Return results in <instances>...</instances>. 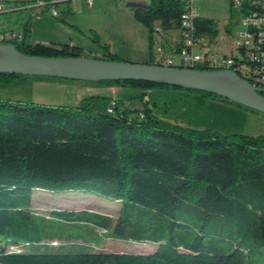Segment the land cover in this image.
<instances>
[{
    "label": "trees",
    "instance_id": "1",
    "mask_svg": "<svg viewBox=\"0 0 264 264\" xmlns=\"http://www.w3.org/2000/svg\"><path fill=\"white\" fill-rule=\"evenodd\" d=\"M241 1L239 25L249 12L248 0ZM148 5L133 10L151 32V47L158 27L160 35L182 32V0ZM32 23L30 16L22 37L8 41L20 53L122 60L95 33L101 56L68 43H35ZM194 24L196 35L210 43L220 33L212 18L198 16ZM181 45L182 38L176 49ZM25 77L4 73L0 83ZM95 82L185 90L144 81ZM100 98L79 106L0 100V240L6 242L0 264H264V135H223L169 123L154 114L147 94L129 99H139L140 108L118 111L117 101L116 113L95 112L91 105ZM37 190L98 195L118 208L115 215L88 209L39 212L33 206ZM107 240L156 248L108 250ZM74 245L86 249L71 251Z\"/></svg>",
    "mask_w": 264,
    "mask_h": 264
},
{
    "label": "rangeland",
    "instance_id": "2",
    "mask_svg": "<svg viewBox=\"0 0 264 264\" xmlns=\"http://www.w3.org/2000/svg\"><path fill=\"white\" fill-rule=\"evenodd\" d=\"M144 1L148 3L150 0ZM128 2V0H124L125 9H127L125 11L134 15L133 8L127 6ZM0 4L9 5L11 3L10 0H0ZM118 5L119 0H95L93 6H89L85 0H82L78 1L77 5L75 4V7L73 6L71 9H67L64 4H59L56 8L60 13V17H53L51 9H48L39 22H35L34 20L36 19L35 17L33 18L31 37L36 35L45 38V36L61 35V29L66 24L69 28L65 27V30H72L70 35L65 34L68 39L70 36L73 42L84 48L90 56H101V53L97 51L102 48L94 40V33L99 36L101 44H108L109 36L115 35V29L126 27V24H128L129 17L120 10ZM197 8L199 15L217 21L220 29V54H231L234 40L233 34L240 28L239 23L236 22L241 18L240 9L233 7L231 0H197ZM11 11V8H8L4 11V14L2 12L0 14V19H5V21H0L2 25L1 32L20 34L21 30L24 32L30 12L28 10ZM71 20H74L76 25L68 23ZM128 28L130 27L128 26ZM228 28L232 30V33H228ZM72 81L28 76L17 79L8 85L0 83V100L21 101L23 103L34 102L56 106H76L74 97L78 92L67 87V84L72 83ZM171 91H155L148 98L152 102L159 103L164 114L166 113L165 110H168L165 107L166 102H168L167 106L169 107L170 102H176L180 108H188L192 118L183 121H174V119L171 121L173 124L196 129H209L223 135H264L263 113L240 107L236 103H226L222 100H217L220 101V105L210 104L211 102L204 101L205 98L199 97L195 92L180 90V93H191L193 94L192 97H195L183 100L176 97L178 95ZM132 101L134 103L131 108L141 107L139 99H133ZM92 104L91 109L93 111L107 113L108 100L105 98L96 100ZM118 104V109H122L124 106L122 101ZM33 206L39 212L51 209H88L112 215H115L118 208L116 202L104 200L98 195L80 192L51 193L45 190L35 191ZM81 237L83 238L84 236ZM88 239L92 238L88 237ZM5 243V241L0 240V247L5 245ZM105 248L117 251L151 252L156 248V245L152 243L132 244L124 241L107 240ZM70 249L71 251H83L86 248L83 245H74Z\"/></svg>",
    "mask_w": 264,
    "mask_h": 264
},
{
    "label": "water",
    "instance_id": "3",
    "mask_svg": "<svg viewBox=\"0 0 264 264\" xmlns=\"http://www.w3.org/2000/svg\"><path fill=\"white\" fill-rule=\"evenodd\" d=\"M128 7L145 9L148 3L130 1ZM0 50L11 55L0 58V74H21L73 81L95 82L102 79L144 81L218 95L233 103L264 114V95L232 70L196 69L165 66L127 59L120 61L92 57L53 58L20 53L12 42L0 43ZM232 78L235 83L225 80Z\"/></svg>",
    "mask_w": 264,
    "mask_h": 264
},
{
    "label": "crops",
    "instance_id": "4",
    "mask_svg": "<svg viewBox=\"0 0 264 264\" xmlns=\"http://www.w3.org/2000/svg\"><path fill=\"white\" fill-rule=\"evenodd\" d=\"M78 1L82 0H66L65 2H62L60 4H64L67 9L75 7V4L77 5ZM87 2V0H85ZM130 1H141L145 2L144 0H128ZM9 5H3L5 7V10L8 8H11V12H17L18 10H28L30 12V16L35 17V22H39L43 16L47 13L48 9H44L37 5L36 1L34 0H10ZM95 3V0H94ZM59 5V4H58ZM57 5V6H58ZM94 5V4H93ZM56 6V7H57ZM90 6V5H89ZM128 6V5H127ZM121 11H123L128 17V24H126V27H118L115 29V35L109 36L108 44L110 51L117 54L122 59H127L130 61H136V62H148L151 58L154 57L156 51L161 47L166 55H169L171 57L177 58L174 55L175 49L178 47V45L181 42V31L180 29H172L165 31L163 35L160 34H154L153 39V47H151L150 39H151V32L150 30L138 22L134 15L132 13H129L128 11H125V5L124 0H119V5ZM4 10V11H5ZM4 11H1L3 14ZM0 12V14H2ZM201 16V15H200ZM63 18V16H62ZM65 19V18H63ZM5 21V19H0V21ZM68 23H72L73 25H76L74 20H71ZM68 25L65 24L66 28ZM128 26L130 28H128ZM65 27L62 30L61 35H54V36H45V38H41L40 36H33L32 39L35 43L39 42L42 44H51V43H68L71 45H76L72 40V38L68 36L72 33L71 29H66ZM78 27V26H77ZM2 30V25L0 23V31ZM232 31V30H231ZM229 34L232 32H228ZM20 34L23 35V31H20ZM228 36V34H226ZM224 37V36H223ZM81 47V46H80ZM220 33L215 38V40L211 43V49L220 54ZM101 53V50L97 51ZM67 87L76 90L78 94L74 97L76 106H79L85 99H88L92 96H100L103 99L105 98L108 100L107 107L109 105V102L113 100L114 98L117 99L118 103L122 101L123 108L132 107L131 105L134 103L133 101L129 100L133 97H138L142 94H147L148 97L151 93L155 91H160L161 89H144L141 87H132V86H121V85H104L97 82H84V81H72V83L67 84ZM169 91V90H166ZM171 92L176 93V97H179L181 99H193L195 97H192L193 94L188 93H180V90H172ZM179 92V93H178ZM198 95V94H197ZM195 96V95H194ZM201 95H199L200 97ZM202 97V96H201ZM205 98V97H202ZM150 100V98H149ZM209 100V101H208ZM218 99H211V98H205L204 101L211 102L210 104H216L220 105V101H217ZM203 101V102H204ZM151 105L153 106L154 114L157 115L159 118L172 123L171 121H183L185 119H191L190 112H188V108H180L179 105L176 102H170V107L167 106L168 102H166V108L168 110L164 111L162 110V107L157 102H152L150 100ZM93 105V104H92ZM119 105V104H118ZM122 109H117L118 111ZM173 124V123H172ZM178 125V124H175ZM182 126V125H181ZM187 127V126H186Z\"/></svg>",
    "mask_w": 264,
    "mask_h": 264
},
{
    "label": "built area",
    "instance_id": "5",
    "mask_svg": "<svg viewBox=\"0 0 264 264\" xmlns=\"http://www.w3.org/2000/svg\"><path fill=\"white\" fill-rule=\"evenodd\" d=\"M44 9H51L53 17H60L56 4L66 0H34ZM184 12L182 14V45L174 55L177 58L166 55L160 47L154 57L153 63L165 66L193 67L196 69L232 70L253 86L264 88V0H248V13L243 17L240 28L233 34L231 54H219L211 49L209 39L205 36H197L194 20L198 14L197 0H182ZM88 5L93 6L94 0H87ZM243 1L235 0V7H242ZM5 7L0 4V12ZM160 28H156L159 34ZM21 34L0 31V43H6L20 39ZM177 59V60H176ZM117 99L111 100L107 112L116 113ZM143 116V115H142ZM12 251L17 250L11 246Z\"/></svg>",
    "mask_w": 264,
    "mask_h": 264
},
{
    "label": "bare ground",
    "instance_id": "6",
    "mask_svg": "<svg viewBox=\"0 0 264 264\" xmlns=\"http://www.w3.org/2000/svg\"><path fill=\"white\" fill-rule=\"evenodd\" d=\"M10 55H11V51L10 50H8V51L0 50V58L8 57ZM224 78H225V80L236 84V82L232 78H230L228 76H225Z\"/></svg>",
    "mask_w": 264,
    "mask_h": 264
}]
</instances>
